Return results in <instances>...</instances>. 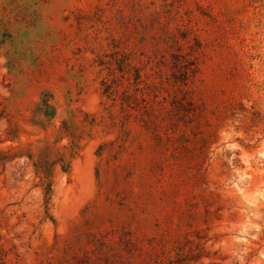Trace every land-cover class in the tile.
Listing matches in <instances>:
<instances>
[{"label": "rangeland", "instance_id": "374dc122", "mask_svg": "<svg viewBox=\"0 0 264 264\" xmlns=\"http://www.w3.org/2000/svg\"><path fill=\"white\" fill-rule=\"evenodd\" d=\"M0 264H264V0H0Z\"/></svg>", "mask_w": 264, "mask_h": 264}]
</instances>
